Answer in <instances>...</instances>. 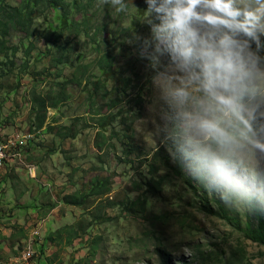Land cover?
I'll return each mask as SVG.
<instances>
[{
  "label": "rangeland",
  "instance_id": "obj_1",
  "mask_svg": "<svg viewBox=\"0 0 264 264\" xmlns=\"http://www.w3.org/2000/svg\"><path fill=\"white\" fill-rule=\"evenodd\" d=\"M6 2L14 5L19 0ZM125 3L123 11L110 2L96 10L88 36L81 23L79 32L60 39L67 62H57L42 37L44 16L51 21L52 12L33 13L27 39L14 31L5 36L7 52L0 56V137L15 132L28 136L21 152L24 164L35 170L32 175L24 171L22 183L29 193L37 189L35 199L42 205L33 216L24 214L19 224H12L17 227L15 235L22 236L19 256L32 231H39L30 245L32 256L21 263L264 264V246L248 236V229L258 224L257 217L229 208L205 191L152 137L146 107L151 88L144 61L132 44L148 29L141 22L143 16L130 24L138 0ZM94 35L107 38L98 51L110 52L114 59L112 77L97 89L93 87L97 52L88 42ZM77 54L82 55V66H76ZM64 78L71 80L65 98L47 110L52 132L37 129L32 93L52 89L53 101L54 91H59L56 83ZM100 116L110 123L99 126ZM16 152L7 150L4 167L16 164L26 170L21 158L12 159ZM105 178L107 187L92 193V184ZM76 191L89 193L83 207L62 200L64 194ZM204 201L211 212L204 210ZM65 225L73 228L47 239Z\"/></svg>",
  "mask_w": 264,
  "mask_h": 264
},
{
  "label": "clouds",
  "instance_id": "obj_2",
  "mask_svg": "<svg viewBox=\"0 0 264 264\" xmlns=\"http://www.w3.org/2000/svg\"><path fill=\"white\" fill-rule=\"evenodd\" d=\"M143 3L148 32L132 44L152 137L225 206L264 217V0Z\"/></svg>",
  "mask_w": 264,
  "mask_h": 264
},
{
  "label": "trees",
  "instance_id": "obj_3",
  "mask_svg": "<svg viewBox=\"0 0 264 264\" xmlns=\"http://www.w3.org/2000/svg\"><path fill=\"white\" fill-rule=\"evenodd\" d=\"M138 3L135 12L131 13L130 24H133L139 17L143 16V9L145 8L143 0H138ZM103 4H106L103 0H19L17 4L12 5L7 3L6 0H0V56H6L5 36L7 33L9 31H14L19 33L23 39H27L32 33L34 22L33 13L36 10L41 12L45 10L46 12L53 13L51 21L48 20L47 14L44 16L46 29L42 37L47 46V50H51L49 52L50 54L53 51L55 52L59 59L57 62H67L68 54L66 55L64 47L59 43L60 39L64 35L79 32L81 23L85 25L84 28H82V33L88 36V27L93 21V14L96 10L98 11V9H102V7H107V5L104 6ZM95 5L98 7L97 9H94ZM76 14L79 15V18L74 19L73 16ZM129 26L130 25L127 27ZM106 40V37L99 40L96 35L88 40L97 52L94 63L97 70V78L95 79V83H93L94 89L101 86L103 87L113 75L112 67L114 65V59L112 54L107 51H98V47L106 42ZM76 59V66H82V55L77 54ZM58 76L61 75H57V77ZM70 83L71 80L65 78L63 81L56 83L59 87V91H54L55 99L53 101L51 99V97H53L51 93L52 89H48L46 93H32L31 113L35 119L34 124L37 129L44 128L47 133L52 132L51 122H46L47 110L49 108H56L65 98L66 86ZM98 118V124L101 127H105L110 123L108 117L100 116ZM65 129H68V127H65ZM92 185V193L98 194L101 192L100 190L98 191L100 187L103 189L107 187L108 179L105 178L100 182L96 180ZM192 189L196 190L194 187H192ZM88 197L89 193L76 191L71 194H64L62 200L65 204L83 207ZM203 205L204 210L211 212L206 201H204ZM257 220V226L253 229H248V236L257 244L264 246V217H257ZM71 228H73V225H65L49 233L47 239L52 241L54 236L60 237L63 231Z\"/></svg>",
  "mask_w": 264,
  "mask_h": 264
},
{
  "label": "crops",
  "instance_id": "obj_4",
  "mask_svg": "<svg viewBox=\"0 0 264 264\" xmlns=\"http://www.w3.org/2000/svg\"><path fill=\"white\" fill-rule=\"evenodd\" d=\"M17 156L19 157V153L16 152L12 155V159H16ZM10 160L9 158L8 161ZM24 171L27 172V170H22L16 164L12 166L9 164L5 166L1 174L3 179L0 186V207L5 209L0 210V259H2L0 264H22L21 256L16 251L18 250L17 245L22 241V236L15 235L13 229L17 227L12 224L15 221L19 224L20 216L24 214L33 216L35 211L40 210L42 206L35 199L38 193L37 189H34L31 193L26 191L25 185L22 183ZM19 180L20 182H18ZM26 186L29 187V185ZM29 196L32 197L31 200L28 198ZM10 209L11 213H9ZM52 211L54 210L52 209ZM43 229L44 232L47 231L45 227Z\"/></svg>",
  "mask_w": 264,
  "mask_h": 264
},
{
  "label": "built area",
  "instance_id": "obj_5",
  "mask_svg": "<svg viewBox=\"0 0 264 264\" xmlns=\"http://www.w3.org/2000/svg\"><path fill=\"white\" fill-rule=\"evenodd\" d=\"M27 138L28 136L23 135L20 132L10 133L7 134V136L5 137H0V177L3 169L5 168L2 167L3 155L7 150H19V158H21V165L25 166L29 175H32L34 173V168L32 166L24 164L23 153L21 152L22 145L26 143ZM38 234L39 231L37 229L32 231L31 236L27 239L25 251L22 252L21 259L26 260L32 256V246L30 245L38 237Z\"/></svg>",
  "mask_w": 264,
  "mask_h": 264
},
{
  "label": "bare ground",
  "instance_id": "obj_6",
  "mask_svg": "<svg viewBox=\"0 0 264 264\" xmlns=\"http://www.w3.org/2000/svg\"><path fill=\"white\" fill-rule=\"evenodd\" d=\"M7 160V151H5L3 155V160H2V167H4L5 161Z\"/></svg>",
  "mask_w": 264,
  "mask_h": 264
}]
</instances>
